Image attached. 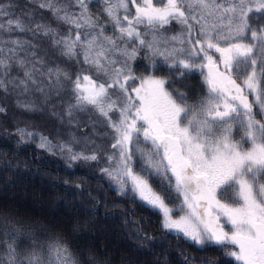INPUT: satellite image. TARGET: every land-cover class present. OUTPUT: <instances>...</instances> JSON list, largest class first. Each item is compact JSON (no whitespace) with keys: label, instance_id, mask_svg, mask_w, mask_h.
Masks as SVG:
<instances>
[{"label":"snow or ice","instance_id":"obj_1","mask_svg":"<svg viewBox=\"0 0 264 264\" xmlns=\"http://www.w3.org/2000/svg\"><path fill=\"white\" fill-rule=\"evenodd\" d=\"M90 3L39 4L69 26L66 32L32 13L24 19L11 13V5H0V16L8 17L0 31L33 37L4 41L12 47L0 60L2 76L9 77L13 68L23 75L0 78V89L7 92L11 84L22 93L30 86L45 93L47 80L49 91L59 96L64 81H70L74 103L66 115L72 117L73 108L93 110L111 130L112 151L102 171L119 195L157 210L162 229L195 245L223 246L237 264H264V0H102L105 22L93 15ZM173 23L179 32L161 31ZM107 24L113 35L105 34ZM41 36L49 39L54 54L77 62L82 57L106 79L83 72L73 78L58 65L47 66V51L33 42ZM142 51L150 74L137 76L132 62ZM155 57L162 58L160 64ZM161 68L168 69L165 75L151 74ZM193 71L201 73L207 92L190 102L181 88L188 87L183 78ZM173 76L177 79L169 83ZM17 132L20 142L35 134ZM39 147L67 151L72 161L99 159L95 150L74 151L71 143L54 145L44 136ZM22 237L32 246L22 247ZM0 264L79 261L63 238L36 245L24 222L4 216Z\"/></svg>","mask_w":264,"mask_h":264},{"label":"trees","instance_id":"obj_2","mask_svg":"<svg viewBox=\"0 0 264 264\" xmlns=\"http://www.w3.org/2000/svg\"><path fill=\"white\" fill-rule=\"evenodd\" d=\"M167 71L161 68L151 74L163 76ZM183 83L188 87L181 91L190 102L207 92L199 71L189 73ZM28 130L35 134L24 142L17 131L13 144L0 141V217L24 222L36 245L59 236L79 264H237L223 246L200 247L182 234L162 229L157 210L119 196L100 175L68 168L66 151L39 147L43 135ZM19 243L32 246L27 237Z\"/></svg>","mask_w":264,"mask_h":264},{"label":"rangeland","instance_id":"obj_3","mask_svg":"<svg viewBox=\"0 0 264 264\" xmlns=\"http://www.w3.org/2000/svg\"><path fill=\"white\" fill-rule=\"evenodd\" d=\"M41 2H46V0H0V5L4 7H9V5H11V13L24 19H27V13H32L35 20H41L51 24L53 27H58L60 32H66L69 26L58 23L47 8H40L39 4ZM54 2L62 3L64 0H54ZM89 7L93 15L100 17L101 22L107 20V17L103 14L104 5L102 0H92ZM69 10L78 11L76 8H70ZM7 18L8 17L0 16V22H4ZM141 31H144L143 27H141ZM161 31L165 32L167 35H171L179 32L180 26L173 23ZM105 34L113 35L110 24H107L105 27ZM17 38L33 39L29 33L15 31L7 33L0 31V48L4 49V52H0V60L5 58L8 54V48L12 47L11 43L5 44L4 41ZM33 42L38 43L47 51V66L55 67L58 65L60 68L67 71L73 78H75L77 73L83 72L92 75L93 79L99 81L106 79L103 74L98 76L95 69L91 68L90 65L84 64L82 62V57L80 58L81 62H77L74 59L54 54L55 49L50 46V41L47 37L41 36L38 40H34ZM144 56L145 53L142 51L139 56H137L136 60L132 62V68L137 76L141 74H150L149 71H146L149 60L145 59ZM155 60L157 63L161 61L162 58L155 57ZM2 73L3 69L0 68V78L5 80L15 76L22 77L23 75L22 71L16 68H13L9 77H3ZM40 79L44 78L41 77ZM48 84L49 82L45 80L44 85H42L45 88V93H48L47 98L45 93L35 91L33 86H30V90L27 93H22L20 88H14L11 84H8L7 92L0 89V99L2 103L0 107L5 109L3 112H0V141L13 144L15 142L17 129L24 128L32 129V131L43 136L45 135L59 144L69 142L72 144L74 151L88 154L95 150L99 154L98 161H72L68 158L66 151L64 159V162L66 161L65 165L70 169H79L100 175L118 194L115 183L102 171L104 167L108 166L104 157L112 151L109 147L111 130L107 128L105 118L98 115L93 110L80 111L76 108L72 109V117L67 116L66 110L74 103L71 92V82L64 81V88L61 89L59 96L49 91ZM249 99L252 100L253 97L250 96ZM25 103H31L34 106L31 109H26L23 107ZM111 115L114 116L115 114L113 113ZM105 133H109V135H105ZM29 199L31 203H36L35 198ZM36 205L38 206L39 202H37ZM229 227L230 226L225 225V230H228ZM88 243L90 244L91 242L88 241Z\"/></svg>","mask_w":264,"mask_h":264}]
</instances>
